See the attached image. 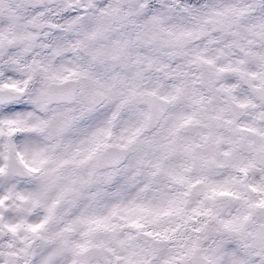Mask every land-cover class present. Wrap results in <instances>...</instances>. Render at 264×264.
<instances>
[{"label":"clouds","instance_id":"obj_1","mask_svg":"<svg viewBox=\"0 0 264 264\" xmlns=\"http://www.w3.org/2000/svg\"><path fill=\"white\" fill-rule=\"evenodd\" d=\"M0 264H264V0H0Z\"/></svg>","mask_w":264,"mask_h":264}]
</instances>
